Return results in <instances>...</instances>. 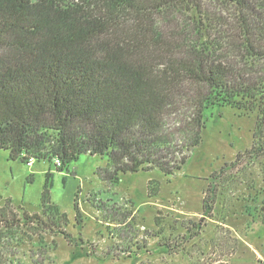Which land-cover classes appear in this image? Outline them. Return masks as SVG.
I'll return each mask as SVG.
<instances>
[{
	"label": "trees",
	"instance_id": "16d2710c",
	"mask_svg": "<svg viewBox=\"0 0 264 264\" xmlns=\"http://www.w3.org/2000/svg\"><path fill=\"white\" fill-rule=\"evenodd\" d=\"M219 107L264 125V0H0V150L12 160L62 169L105 155L109 185L122 173L171 175ZM49 176L42 213L22 219L54 231L67 219ZM6 204L0 243L15 226Z\"/></svg>",
	"mask_w": 264,
	"mask_h": 264
},
{
	"label": "rangeland",
	"instance_id": "374dc122",
	"mask_svg": "<svg viewBox=\"0 0 264 264\" xmlns=\"http://www.w3.org/2000/svg\"><path fill=\"white\" fill-rule=\"evenodd\" d=\"M206 118L180 170L122 173L113 185L99 175L105 155L59 169L0 150V207L11 201L15 224L0 243L5 264H264V125L229 107ZM47 173L50 202L67 219L54 231L22 219L42 213Z\"/></svg>",
	"mask_w": 264,
	"mask_h": 264
},
{
	"label": "built area",
	"instance_id": "2783aa9c",
	"mask_svg": "<svg viewBox=\"0 0 264 264\" xmlns=\"http://www.w3.org/2000/svg\"><path fill=\"white\" fill-rule=\"evenodd\" d=\"M33 164V159H29L27 161V165L28 166H31ZM54 165L57 167V168H60L61 167V164H60V161L58 159H55L54 160Z\"/></svg>",
	"mask_w": 264,
	"mask_h": 264
}]
</instances>
